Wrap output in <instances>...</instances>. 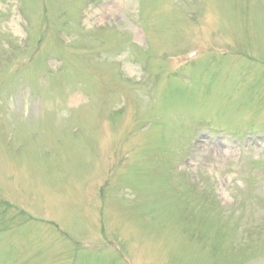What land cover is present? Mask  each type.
<instances>
[{
	"label": "rangeland",
	"instance_id": "374dc122",
	"mask_svg": "<svg viewBox=\"0 0 264 264\" xmlns=\"http://www.w3.org/2000/svg\"><path fill=\"white\" fill-rule=\"evenodd\" d=\"M0 264H264V0H0Z\"/></svg>",
	"mask_w": 264,
	"mask_h": 264
}]
</instances>
